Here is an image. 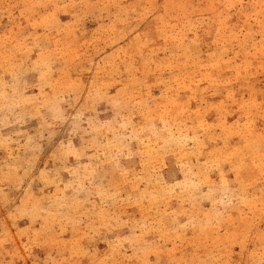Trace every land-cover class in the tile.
Here are the masks:
<instances>
[{
	"label": "rangeland",
	"instance_id": "rangeland-1",
	"mask_svg": "<svg viewBox=\"0 0 264 264\" xmlns=\"http://www.w3.org/2000/svg\"><path fill=\"white\" fill-rule=\"evenodd\" d=\"M0 264H264V0H0Z\"/></svg>",
	"mask_w": 264,
	"mask_h": 264
}]
</instances>
